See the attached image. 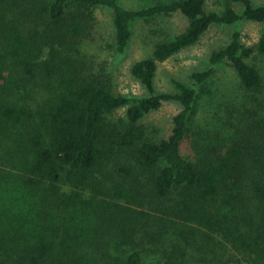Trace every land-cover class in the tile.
<instances>
[{
  "label": "trees",
  "instance_id": "trees-1",
  "mask_svg": "<svg viewBox=\"0 0 264 264\" xmlns=\"http://www.w3.org/2000/svg\"><path fill=\"white\" fill-rule=\"evenodd\" d=\"M153 1L128 8L119 0H0V264H264V112L252 124L225 120L230 127L198 155L184 145L193 135L196 86L218 65L231 66L244 89H263L248 60L264 54V34L246 46L234 32L212 52L210 67L192 74L194 85L155 89L160 63L213 25L264 24V4L227 0L217 12L206 0ZM100 8L113 12L121 55L136 21L188 19L132 65L148 95L114 92L81 57L78 45L96 28ZM170 102L181 110L167 136L156 138L141 122ZM120 109L125 117L110 119ZM62 232L82 239L81 253L53 240Z\"/></svg>",
  "mask_w": 264,
  "mask_h": 264
},
{
  "label": "rangeland",
  "instance_id": "rangeland-1",
  "mask_svg": "<svg viewBox=\"0 0 264 264\" xmlns=\"http://www.w3.org/2000/svg\"><path fill=\"white\" fill-rule=\"evenodd\" d=\"M119 1L128 8H140L155 3L153 0ZM226 1L206 0V10L221 12ZM252 1L256 5L264 4V0ZM233 6L242 13V4L233 3ZM94 14L97 20L96 28L82 44L78 45L81 57L87 56L90 61L88 67L109 82L114 92L126 96L148 95L145 86L133 75L132 65L151 55L158 41L173 38L184 31L189 24L188 19L181 13H175L170 17L136 21L131 43L126 53L121 55L115 49L113 12L107 8H100L95 10ZM236 31L241 33L246 46H255L264 34V24L243 20L232 26L213 25L197 44L158 65L155 77L156 92L176 93L178 82L188 86L194 85L192 74L208 69L212 52L229 43ZM248 62L260 71L264 80V54L255 52ZM196 89L198 99L197 112L192 120L193 135L184 143L185 150L192 156L198 155L212 136L230 127L229 123L225 125V120H230L236 125L242 122L247 124V121L252 124L255 114L264 112V83L263 89L259 92L244 89L237 73L227 63L218 65L213 77L203 85H197ZM180 110L181 106L178 103H166L160 110L148 114L141 123L154 133L156 138L161 139L170 132L173 118ZM125 113L126 109H120L110 119H120L125 117ZM221 201V198L218 199L213 206L220 207ZM6 207L2 209L6 210ZM53 240L57 244L66 245L72 256L81 253L78 243H82V239L81 242H77L76 239L66 240L62 232L54 236ZM90 251L95 254L94 245ZM147 258L150 259L151 256L147 255Z\"/></svg>",
  "mask_w": 264,
  "mask_h": 264
}]
</instances>
